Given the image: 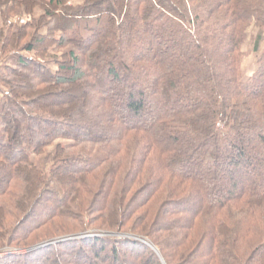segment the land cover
<instances>
[{
  "label": "trees",
  "instance_id": "1",
  "mask_svg": "<svg viewBox=\"0 0 264 264\" xmlns=\"http://www.w3.org/2000/svg\"><path fill=\"white\" fill-rule=\"evenodd\" d=\"M0 23V264H264V0H0Z\"/></svg>",
  "mask_w": 264,
  "mask_h": 264
},
{
  "label": "rangeland",
  "instance_id": "2",
  "mask_svg": "<svg viewBox=\"0 0 264 264\" xmlns=\"http://www.w3.org/2000/svg\"><path fill=\"white\" fill-rule=\"evenodd\" d=\"M73 1H71L72 3ZM44 12L43 10L39 9L38 7H36L35 9V14L32 16V19H30V16L26 13L24 14H21L19 15V17L17 18H14L13 22L16 23V25H22V24H26L27 21H30L31 23L33 22V19H38V17H40V15H43ZM12 21V20H11ZM1 24V23H0ZM44 32V31H43ZM45 33V32H44ZM257 34V30L255 27L251 28L250 31L248 32V40H247V43L245 44L244 46V52L246 54V57H245V60L243 62V70L245 72V76L246 78H248L249 76L252 75V73L255 71V69L257 68V64H256V59H257V53H254V49H253V44H254V40H255V36ZM28 40V39H27ZM26 43V41H24ZM67 51V50H66ZM65 52V50L63 51H60V53H63ZM51 54L55 55L56 53L54 52H51ZM58 56H61V55H57ZM44 60V59H43ZM66 67H71L72 66V62H67L65 64ZM81 66V65H80ZM53 70L55 71L56 70V65L55 63H52V66ZM0 88H2L0 86ZM80 89V88H79ZM120 90V89H119ZM70 91V90H69ZM3 96L2 94L0 93V102H2V99ZM64 144H67V142H64ZM53 149L49 148L47 149V152L50 153ZM36 163H38L41 167L43 165V160L41 159H38L36 161ZM108 235V234H106ZM109 235H113L112 233H109ZM115 235V234H114ZM113 235V236H114ZM121 236H124V235H121ZM60 241H57L56 243H58ZM153 247V246H152ZM33 248H30L29 250H31ZM157 251V249H156ZM157 253L159 254L160 256V253L159 251H157Z\"/></svg>",
  "mask_w": 264,
  "mask_h": 264
},
{
  "label": "water",
  "instance_id": "3",
  "mask_svg": "<svg viewBox=\"0 0 264 264\" xmlns=\"http://www.w3.org/2000/svg\"><path fill=\"white\" fill-rule=\"evenodd\" d=\"M125 236V235H124ZM127 237H129V236H127ZM131 237V236H130ZM46 245V244H45ZM45 245H41V246H36V247H34L32 250H36V249H38V248H40V247H42V246H45Z\"/></svg>",
  "mask_w": 264,
  "mask_h": 264
}]
</instances>
